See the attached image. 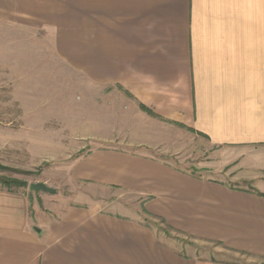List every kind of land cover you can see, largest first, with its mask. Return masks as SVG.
Returning a JSON list of instances; mask_svg holds the SVG:
<instances>
[{
  "label": "crops",
  "instance_id": "obj_1",
  "mask_svg": "<svg viewBox=\"0 0 264 264\" xmlns=\"http://www.w3.org/2000/svg\"><path fill=\"white\" fill-rule=\"evenodd\" d=\"M5 19L48 36L46 49L89 82L204 135L232 185L95 150L73 177L141 196L140 212L77 206L58 217L0 187V264H238L161 242L149 217L264 264V0H0Z\"/></svg>",
  "mask_w": 264,
  "mask_h": 264
},
{
  "label": "rangeland",
  "instance_id": "obj_2",
  "mask_svg": "<svg viewBox=\"0 0 264 264\" xmlns=\"http://www.w3.org/2000/svg\"><path fill=\"white\" fill-rule=\"evenodd\" d=\"M20 27L0 21V180L14 182L0 187L25 193L32 210L58 217L77 206L124 210L133 217L145 202L141 196L73 177L78 159L106 148L146 154L183 174L232 185L229 177H220L229 173L224 167L215 173L214 155L220 150L204 135L143 110L144 105L116 85L89 82L46 49L48 36L21 34ZM36 183L55 193L31 192ZM238 186L251 189L252 184L239 180ZM146 225L156 229L161 242L196 251L199 257L259 264L217 244H195L154 217L146 218Z\"/></svg>",
  "mask_w": 264,
  "mask_h": 264
},
{
  "label": "water",
  "instance_id": "obj_3",
  "mask_svg": "<svg viewBox=\"0 0 264 264\" xmlns=\"http://www.w3.org/2000/svg\"><path fill=\"white\" fill-rule=\"evenodd\" d=\"M29 190L31 192H35L36 194H38L39 192L55 193L54 189L48 187L44 183L31 184L30 187H29Z\"/></svg>",
  "mask_w": 264,
  "mask_h": 264
},
{
  "label": "trees",
  "instance_id": "obj_4",
  "mask_svg": "<svg viewBox=\"0 0 264 264\" xmlns=\"http://www.w3.org/2000/svg\"><path fill=\"white\" fill-rule=\"evenodd\" d=\"M142 109L145 110V111H147V112H149V113L152 112L150 109L146 108L145 106H142ZM152 114H154V113L152 112ZM0 183L2 185H4V186H7V187H11L10 185L11 184H14V182H11L9 180H3V181L0 180ZM16 183H17L18 187H23V188L27 187V184L26 183H23V182H21V183L20 182L19 183L16 182Z\"/></svg>",
  "mask_w": 264,
  "mask_h": 264
}]
</instances>
